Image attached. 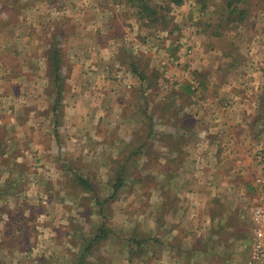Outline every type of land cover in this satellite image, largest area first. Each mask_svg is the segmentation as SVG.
I'll list each match as a JSON object with an SVG mask.
<instances>
[{"label":"rangeland","instance_id":"obj_1","mask_svg":"<svg viewBox=\"0 0 264 264\" xmlns=\"http://www.w3.org/2000/svg\"><path fill=\"white\" fill-rule=\"evenodd\" d=\"M83 1L0 0V264H120L123 255L153 264V120L163 119L154 110L170 112L165 95L186 94L179 84L195 71L190 62L206 58L169 43L188 38L186 27L211 33L216 10L209 0H145L160 15L153 25L126 0ZM221 7L222 42L230 47L236 36L238 50L245 41L238 17ZM135 17L138 30L129 22ZM74 24L110 39L115 52L93 47L87 65L79 48V66L71 67L63 37ZM55 48L58 76L48 63ZM226 256L227 264L250 258Z\"/></svg>","mask_w":264,"mask_h":264},{"label":"crops","instance_id":"obj_2","mask_svg":"<svg viewBox=\"0 0 264 264\" xmlns=\"http://www.w3.org/2000/svg\"><path fill=\"white\" fill-rule=\"evenodd\" d=\"M224 1L208 2L216 10V19L209 25L214 28L211 33L208 26L198 27L196 32L186 27L188 38L169 43L172 51L194 49L206 58L190 62L189 70L195 71L187 74L184 86L179 84L186 87V94L165 95L172 110H154L164 121L153 120V264H227L233 262L226 255L251 252L258 180H264V161L259 155L264 149V0L242 2L243 22H239V11L228 15H237V30L245 37L238 50L236 36L230 47L222 42L227 39V28L220 21L224 19L220 8L231 2ZM246 19L250 24L243 27ZM74 27L63 37L69 40L65 45L71 51V67H78L80 61L90 65L93 47L101 50L105 44L111 49L110 39L103 43L95 31L85 32L77 24ZM83 47L86 59L79 61L75 52ZM176 60L168 57L170 63ZM167 82L177 84L174 77ZM177 104L179 110H175ZM121 259L120 264L134 263L131 255Z\"/></svg>","mask_w":264,"mask_h":264},{"label":"trees","instance_id":"obj_3","mask_svg":"<svg viewBox=\"0 0 264 264\" xmlns=\"http://www.w3.org/2000/svg\"><path fill=\"white\" fill-rule=\"evenodd\" d=\"M126 1L128 3H131L132 6H134V8L136 9L135 14L138 18H140L141 21L148 19L151 23H153V25H155V23L158 21V18H160L159 17L160 15H158L157 10L152 9L150 7V5L145 0H126ZM168 1H169V3L171 2L175 6H179L183 3V0H168ZM229 1H231L230 2L231 4L229 3L227 6V8H229L228 15L229 14H235L239 11V15H240V18H238L239 22H243L244 15H245V9L244 8L239 9L237 6H238V4H242V2H244V1H239V2H238V0H229ZM167 19H169V18L167 17ZM50 66L52 67L54 74L58 76L62 70V65H61V52L57 48H55L51 52ZM134 67L135 66H133L134 71L137 72L136 67L135 68ZM140 76L139 77L141 80L146 79L144 75L143 76L140 75ZM117 181H118V183L115 185V191L116 192L120 189L121 183H122L121 179H118ZM80 184L83 187H86V185H87V188L91 187V184L86 182L84 179L80 180ZM87 250H88V247H87Z\"/></svg>","mask_w":264,"mask_h":264},{"label":"built area","instance_id":"obj_4","mask_svg":"<svg viewBox=\"0 0 264 264\" xmlns=\"http://www.w3.org/2000/svg\"><path fill=\"white\" fill-rule=\"evenodd\" d=\"M259 155L264 161V149L260 150ZM258 185L259 202L253 210L252 248L247 264H264V180L259 179Z\"/></svg>","mask_w":264,"mask_h":264}]
</instances>
